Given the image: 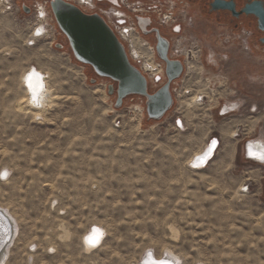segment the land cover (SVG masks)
<instances>
[{
    "label": "rangeland",
    "instance_id": "rangeland-1",
    "mask_svg": "<svg viewBox=\"0 0 264 264\" xmlns=\"http://www.w3.org/2000/svg\"><path fill=\"white\" fill-rule=\"evenodd\" d=\"M31 16L0 11V208L16 226L1 264H264V160L247 158L264 143V48L224 46V25L195 16L204 67L157 121L137 95L116 108L110 80L75 60L57 23L34 36ZM33 67L55 96L40 111L22 78ZM211 136L217 156L193 168Z\"/></svg>",
    "mask_w": 264,
    "mask_h": 264
},
{
    "label": "built area",
    "instance_id": "built-area-1",
    "mask_svg": "<svg viewBox=\"0 0 264 264\" xmlns=\"http://www.w3.org/2000/svg\"><path fill=\"white\" fill-rule=\"evenodd\" d=\"M28 0H0V11L10 12L17 14L23 13V4H26L31 8L30 23L33 22L34 27L41 30V33L37 36L44 35L49 32L47 26H51L53 33L56 21L54 19L51 10V0H33L30 4ZM79 7L84 13L94 14L97 13L102 16L107 24L113 29L118 38L125 44L129 58L140 69V71L146 75L150 90L156 91L166 80V73L164 69L165 62L158 59L155 54L154 46L147 41L140 33V29L136 20V16L149 17L151 15L150 7L141 5L140 3L133 2L131 0H65ZM25 13V12H24ZM26 14V13H25ZM153 20L160 25L165 26L167 29L172 28L174 34L177 35L173 38V47L170 52V58L181 59L185 70L188 72L191 68L195 67V70L200 71L204 67L202 62L203 45L199 40L193 39V36H188L187 32L194 25V17L190 14L186 6L177 8L176 4L168 5L165 8L159 7L155 10ZM58 30V28H57ZM55 28V32H57ZM61 33V31H58ZM185 35V36H183ZM219 42L226 46L242 45L245 48L247 54L250 53L248 46V34L243 28H226L220 27L216 33ZM141 39L145 43L144 46L149 47L152 63L146 65L149 59H146L139 53L133 51V40ZM69 43V42H68ZM61 47L63 46L60 44ZM63 48V47H62ZM216 56V53H212L210 57ZM34 68V67H33ZM36 69V68H34ZM154 69V70H153ZM183 74V75H184ZM182 75V77H183ZM45 77V75L43 74ZM179 78L172 83V92H175V86L179 81H183V78ZM46 78V77H45ZM143 99L142 96H138ZM179 126H182V121L179 119ZM218 141L217 147L220 148L222 140L218 136H211L209 142ZM250 146L257 148L259 152L264 153V143L259 141L251 142ZM249 160H252L248 157ZM262 161V160H259ZM196 168V166H193ZM249 185L243 188V191H248Z\"/></svg>",
    "mask_w": 264,
    "mask_h": 264
},
{
    "label": "water",
    "instance_id": "water-1",
    "mask_svg": "<svg viewBox=\"0 0 264 264\" xmlns=\"http://www.w3.org/2000/svg\"><path fill=\"white\" fill-rule=\"evenodd\" d=\"M23 10L26 14L31 13L26 4H23ZM51 10L57 26L68 39L75 60L91 66L98 77L112 81L108 85V93L116 95V108L122 107L128 96H142L148 119L158 121L173 107L175 101L172 83L182 77L185 67L181 59L169 57V41L158 29H155L156 49L159 58L166 64V82L155 92H151L146 75L131 61L125 44L102 16L84 13L65 0H51ZM137 20L143 33H148L146 27L151 20L141 16H137ZM262 24L260 28L264 31V23ZM262 41L264 42V38ZM56 46L61 47L60 44ZM94 82L95 79H92V83ZM0 214V217L10 222L3 210ZM0 239L1 250L5 238L4 241L1 237Z\"/></svg>",
    "mask_w": 264,
    "mask_h": 264
},
{
    "label": "flooded vegetation",
    "instance_id": "flooded-vegetation-1",
    "mask_svg": "<svg viewBox=\"0 0 264 264\" xmlns=\"http://www.w3.org/2000/svg\"><path fill=\"white\" fill-rule=\"evenodd\" d=\"M146 5L151 9L149 18L150 24L146 27L148 33H143L139 24L140 33L147 41H149L155 48L157 53V32L168 39L169 41V57L173 47L174 34L173 29H167L165 26L153 20V15L159 7L165 8L168 5L176 4L177 8L186 6L190 14L195 18L197 16L204 25H224L235 28H243L248 34V43L253 47L260 46L264 48V31L260 28L264 23V0H131ZM31 9V8H30ZM194 13V14H193ZM140 16V15H137ZM136 16V20H137ZM143 17V16H141ZM195 21V20H194ZM138 23V20H137ZM221 27V26H220ZM219 27V28H220ZM218 28V29H219ZM151 59V58H149ZM151 61V60H150ZM92 68V67H91ZM166 70V64L164 65ZM166 82V80H165ZM164 82V83H165ZM112 83L110 80L109 85ZM163 85V84H162ZM175 103V102H174Z\"/></svg>",
    "mask_w": 264,
    "mask_h": 264
},
{
    "label": "bare ground",
    "instance_id": "bare-ground-1",
    "mask_svg": "<svg viewBox=\"0 0 264 264\" xmlns=\"http://www.w3.org/2000/svg\"><path fill=\"white\" fill-rule=\"evenodd\" d=\"M40 33H41L40 29L36 28L34 30V36L35 35L37 36ZM144 44L145 43L143 42V40H141V39L139 40V39L135 38V40H133V51H134V53H139L142 56H144L146 59H149L152 57V56H150L151 55L150 49H149V47L144 46ZM151 63H152V59H149V62L146 63V65H149ZM22 78L24 81V86L26 87V90L29 94V102L31 105H33V108L39 109V111H40L41 106L42 107L46 106L45 104L49 100L53 101V99H55V96L51 93L52 90L50 91V89L46 88L45 77L43 76L42 73L39 72V70L37 71L34 68H29L25 73H23ZM153 92H155V91H153ZM173 95H174V93H173ZM189 99H191V100H189ZM189 99H187L188 101L187 100L185 101L186 107L196 105L200 101L198 95H195L194 97H191ZM175 100H176V97L174 95V101ZM174 105H175V103H174ZM174 105H173V107H174ZM234 108H236V106L233 105V106L226 107L224 110L227 111V110H231ZM214 141L216 142L215 144H213V141L210 143L208 140L207 143L203 146V148L193 156V158L190 162V163H192V166H196V168H198V169H204V168L209 166L211 161L216 157L217 151L219 150V147H217L216 150L214 151V149L217 145V142H218L216 140H214ZM211 145H213V147H210ZM247 152H248L247 153L248 156L252 159L251 161H253V162H258L259 160H262V159H259L258 157L264 156L263 152L262 153L259 152L257 150V148H253L252 146L248 147ZM250 153H255L256 156L250 155ZM1 212H2V208H0V213ZM5 214H6V212H5ZM0 216H1V214H0ZM6 217L10 218V216L7 214H6ZM5 232H6V234H5ZM7 233L9 234L8 237H11V236L13 237V235L16 234V226L14 225L13 222L10 223V222H8V220H5L4 217H0V237L2 238V241H4V238L7 237ZM8 237L5 239V242H6V240H8ZM101 237L102 236H101V232H100L99 228L98 229L94 228L93 231L90 230L86 236V245L87 246L89 245V247L92 245H95V244L90 243L89 240L98 238V241H100ZM10 242H11V238H10ZM4 254L5 253L0 254V264L3 260ZM149 258H150V260L148 261L149 264H175L173 262V260L169 257H166V259L161 258V257L156 258L153 254H151V256Z\"/></svg>",
    "mask_w": 264,
    "mask_h": 264
},
{
    "label": "snow or ice",
    "instance_id": "snow-or-ice-1",
    "mask_svg": "<svg viewBox=\"0 0 264 264\" xmlns=\"http://www.w3.org/2000/svg\"><path fill=\"white\" fill-rule=\"evenodd\" d=\"M215 143H216V142L213 141V144H215ZM250 155L256 156L255 153H250ZM258 158L264 160V156H260V157H258ZM97 231H98V230H97ZM89 242L92 243V244H96V243H98L99 241H98V238H97V239H90Z\"/></svg>",
    "mask_w": 264,
    "mask_h": 264
},
{
    "label": "crops",
    "instance_id": "crops-1",
    "mask_svg": "<svg viewBox=\"0 0 264 264\" xmlns=\"http://www.w3.org/2000/svg\"><path fill=\"white\" fill-rule=\"evenodd\" d=\"M182 126H183V125H182ZM234 135H236V134H233V136H234ZM206 143H207V142H206ZM206 143H205V144H206ZM210 147H213V145H211ZM202 148H203V147H202ZM217 154H218V153H217ZM217 154H216V156H217Z\"/></svg>",
    "mask_w": 264,
    "mask_h": 264
}]
</instances>
